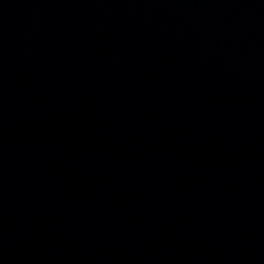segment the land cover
Wrapping results in <instances>:
<instances>
[{
	"label": "water",
	"instance_id": "95a60500",
	"mask_svg": "<svg viewBox=\"0 0 264 264\" xmlns=\"http://www.w3.org/2000/svg\"><path fill=\"white\" fill-rule=\"evenodd\" d=\"M0 264H264V0H0Z\"/></svg>",
	"mask_w": 264,
	"mask_h": 264
}]
</instances>
